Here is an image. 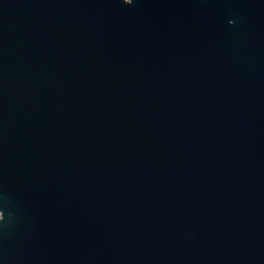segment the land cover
Returning <instances> with one entry per match:
<instances>
[{
    "label": "water",
    "instance_id": "95a60500",
    "mask_svg": "<svg viewBox=\"0 0 264 264\" xmlns=\"http://www.w3.org/2000/svg\"><path fill=\"white\" fill-rule=\"evenodd\" d=\"M0 264H264V0H0Z\"/></svg>",
    "mask_w": 264,
    "mask_h": 264
}]
</instances>
